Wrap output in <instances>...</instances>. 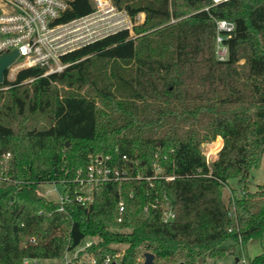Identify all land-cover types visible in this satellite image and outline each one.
I'll return each mask as SVG.
<instances>
[{"label": "trees", "instance_id": "1", "mask_svg": "<svg viewBox=\"0 0 264 264\" xmlns=\"http://www.w3.org/2000/svg\"><path fill=\"white\" fill-rule=\"evenodd\" d=\"M113 1L131 19L144 14L134 37L124 29L64 57L60 73L26 68L0 84L9 85L0 90V155H11L0 172V264L62 259L87 236L98 237L84 249L96 264L117 253L118 264H145V253L154 264H195L203 253L221 257L225 241L264 237V189L242 190L233 205L221 197L228 179L248 181L264 159V0ZM92 9L74 0L62 20ZM218 20L234 24L224 61ZM31 116L48 127L25 128ZM218 134L209 170L200 145ZM95 155L129 179L101 184L90 204L73 200L64 212L36 194L62 183L74 197L76 172ZM164 209L174 213L168 223ZM247 264H264V252Z\"/></svg>", "mask_w": 264, "mask_h": 264}, {"label": "built area", "instance_id": "2", "mask_svg": "<svg viewBox=\"0 0 264 264\" xmlns=\"http://www.w3.org/2000/svg\"><path fill=\"white\" fill-rule=\"evenodd\" d=\"M74 0H0V55L17 52L15 61L7 67L4 79L13 82L17 73L26 68H42L43 76L62 72L70 63L64 62L63 58L93 42L116 34L127 29V14L118 8L113 0H90L92 11L86 15L71 20H62L64 13L70 8ZM213 5L226 0H211ZM217 35L215 39V55L219 61L227 58V46L224 40L230 37L234 30V24L218 20L216 21ZM31 81V80H28ZM3 83V82H2ZM0 83V84H2ZM9 85L0 87L6 90ZM203 155V154H202ZM11 155H0V172L9 164ZM125 159V157H123ZM109 157L95 155L90 160L84 171H77L73 182L77 189L73 191L62 185V196L58 206L59 212L65 211V206L75 200L81 205L92 202V193L105 182H122L129 179L126 171L117 167L109 166ZM210 170L211 166L205 160ZM161 173L156 166L154 174ZM140 177L137 176L136 179ZM166 181L174 179L173 176L163 177ZM151 178L145 177L149 181ZM89 186V192L84 189ZM243 194V193H242ZM118 219L124 211V202L119 199ZM174 218L171 210L164 209L161 214L163 223H168ZM88 243L86 247H89ZM120 256L117 253L113 257H106L104 264L117 262ZM92 264H96L91 259Z\"/></svg>", "mask_w": 264, "mask_h": 264}, {"label": "rangeland", "instance_id": "3", "mask_svg": "<svg viewBox=\"0 0 264 264\" xmlns=\"http://www.w3.org/2000/svg\"><path fill=\"white\" fill-rule=\"evenodd\" d=\"M127 20V30L129 36L134 37L133 27L140 25L144 21V14L138 13L133 19L126 17ZM243 63L242 61L240 64ZM97 104L101 107L100 101L97 99ZM49 123L43 116H31L23 124L25 128H46ZM221 136L220 134L216 135L210 141L203 142L200 145L201 153L204 156V159L211 166L213 162L218 159V154L220 150L215 154L216 150L220 145V139L217 138ZM222 137V136H221ZM215 142H218V146ZM68 144V143H67ZM222 146H223V137H222ZM213 152V155H210ZM4 182H1L0 185H4ZM264 189V159L260 164L258 170H252L250 172V177L248 181H242L238 176L232 177L227 180L226 186L221 189V197L224 203L230 202L231 205L234 204V200L240 198L242 190L247 192L255 193ZM63 187L61 184H40L36 188V194L45 200L53 203L59 202L60 197L62 196ZM86 192H89V186L84 189ZM98 241L97 236H87L83 242L76 249L70 252H66L62 259H49V260H24L23 264H92L91 258L85 254L84 249L87 248L88 243H95ZM124 245H113V248L122 250ZM220 249L224 251L221 257H210L207 253L201 254L195 259V264H247V262L257 256L258 254L264 252V237L255 240L249 241L246 245H241L239 242L225 241L220 246ZM139 261H143V258H139ZM181 260H175L172 262L158 261V264H180Z\"/></svg>", "mask_w": 264, "mask_h": 264}, {"label": "water", "instance_id": "4", "mask_svg": "<svg viewBox=\"0 0 264 264\" xmlns=\"http://www.w3.org/2000/svg\"><path fill=\"white\" fill-rule=\"evenodd\" d=\"M16 57H17L16 51L0 55V83L3 82V78L7 70V67L10 66L15 61ZM144 263L154 264L153 255L151 253L144 254ZM110 264H118V263L115 261H112ZM180 264H183V263H180Z\"/></svg>", "mask_w": 264, "mask_h": 264}]
</instances>
